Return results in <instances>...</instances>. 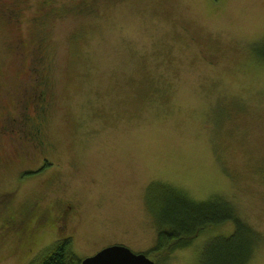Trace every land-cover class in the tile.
Segmentation results:
<instances>
[{
    "label": "rangeland",
    "instance_id": "374dc122",
    "mask_svg": "<svg viewBox=\"0 0 264 264\" xmlns=\"http://www.w3.org/2000/svg\"><path fill=\"white\" fill-rule=\"evenodd\" d=\"M57 1L43 21L46 47L28 45L23 55L13 44L18 31L33 41L32 10L12 25L0 0L1 97L17 96L26 76L18 70L42 55L54 83L43 154L55 163L18 182L16 159L0 147V194L11 199L0 205V264H29L31 239L7 231L2 217L36 196L57 200L54 209L75 202L67 226L72 217L77 258L110 243L146 252L156 237L147 183L151 198L164 186L192 202H233L259 233L246 264H264V0ZM5 102L0 115L18 109ZM53 175L58 182L46 186ZM234 231L231 221L208 226L190 244L149 257L199 264L210 241ZM40 233L38 247L55 238V229Z\"/></svg>",
    "mask_w": 264,
    "mask_h": 264
},
{
    "label": "flooded vegetation",
    "instance_id": "af4514ba",
    "mask_svg": "<svg viewBox=\"0 0 264 264\" xmlns=\"http://www.w3.org/2000/svg\"><path fill=\"white\" fill-rule=\"evenodd\" d=\"M30 2H32L35 7L37 5L36 10H34L35 7L33 5L29 4ZM57 2V0H6L3 12L7 16L6 19L9 24L20 25L26 14V10H32L28 20L32 25L31 27L34 33L32 38L33 41L29 43L24 35L18 31L14 39L15 43L13 44L17 53L19 52L23 55L29 54L23 51L28 45L32 46L33 52L37 49H41L43 46V49L46 47L44 44L47 38L43 35V21L54 13ZM60 8L61 6L58 5L57 9L59 10ZM28 60L31 59L28 58ZM42 64L45 65L44 60ZM26 71L28 73L24 74L26 75L25 77L31 73V68L26 67ZM0 73H2L1 70ZM25 77L21 78V82L15 84L16 88L12 90L17 96L9 99L1 97L5 94H0V102H2V100H6L5 103L13 101V104L18 106L15 112L13 110H3L4 116L3 114L0 115V147L6 148V150L11 152L9 156H12V159H16V163L20 168L19 174L15 177L18 182H22L24 179L30 177H35L38 173L43 176V174L55 164L51 157L43 154L45 153V147L47 145L45 131L49 123L50 111L54 103L52 95L54 83L48 71L39 74L38 83L26 84L27 79L24 80ZM20 93L24 96L21 97ZM3 106L8 108V105L3 104ZM5 137L7 140H4ZM19 137L24 139L25 144L20 141ZM17 139L24 144L22 150L17 145ZM37 160L40 164L33 165ZM32 170L34 171L32 172ZM9 179L10 177H7V180ZM49 179L50 180L45 184L46 186H53L58 182L56 175L49 177ZM148 187L149 183L144 187L145 201ZM42 197L43 196H36L29 201H27V199L26 201L28 204L21 207L16 213H6L2 217L3 227L7 231H17L23 237H27L35 242V244H32L30 240L24 239V246L32 251V254H28L27 256V258H29L28 261L35 260L37 257L36 255L41 253L48 245L51 246L48 254H55L65 245H68L71 251L75 253L74 228L72 232H68L70 229L69 225L73 227L72 217L69 218V224L67 226V218L69 215H73V213L76 212L75 202L69 199L57 204L56 209H54L53 203L56 204L57 200H52L48 202V204H45ZM10 200L9 193L4 192L0 194V205L2 207L3 204L8 201L10 202ZM8 208H10V205L4 208V210ZM4 217L6 218L5 225L3 222ZM57 221L59 222L57 223ZM30 224L34 232L28 231L31 229H27V226ZM54 229L55 238L51 242H43L39 247L36 238H31L34 235L41 237L40 232L42 230L52 232ZM111 244L116 243H110L109 245ZM34 245H37L38 248L33 249Z\"/></svg>",
    "mask_w": 264,
    "mask_h": 264
},
{
    "label": "trees",
    "instance_id": "16d2710c",
    "mask_svg": "<svg viewBox=\"0 0 264 264\" xmlns=\"http://www.w3.org/2000/svg\"><path fill=\"white\" fill-rule=\"evenodd\" d=\"M32 62L34 68L25 77L26 84L38 83L39 74L50 69L49 66L42 64V55L34 56ZM49 76L51 77L50 73ZM20 95L24 96L21 93ZM20 141L25 144L23 138H20ZM24 144L17 139V145L21 150ZM151 186L153 184L150 183L149 187ZM160 186H157L154 191L162 188ZM149 187V192L146 194V205L153 215L156 237L154 245L145 253L149 255L163 249L170 252L176 247L190 244L193 238L205 231L208 226L231 221L234 223V233L228 237H216L210 241L203 250L199 264H246L252 257L259 233L240 216L233 202L221 196L201 202H192L186 197L174 194L164 186L161 192L164 195L159 193L154 195L155 198H151ZM81 260L76 257L68 245H65L55 254L44 253L43 256L33 261L27 260V262H30L29 264H80Z\"/></svg>",
    "mask_w": 264,
    "mask_h": 264
},
{
    "label": "water",
    "instance_id": "95a60500",
    "mask_svg": "<svg viewBox=\"0 0 264 264\" xmlns=\"http://www.w3.org/2000/svg\"><path fill=\"white\" fill-rule=\"evenodd\" d=\"M81 264H157L145 252H136L125 244L105 246L82 259Z\"/></svg>",
    "mask_w": 264,
    "mask_h": 264
},
{
    "label": "bare ground",
    "instance_id": "6f19581e",
    "mask_svg": "<svg viewBox=\"0 0 264 264\" xmlns=\"http://www.w3.org/2000/svg\"><path fill=\"white\" fill-rule=\"evenodd\" d=\"M23 58H25V56H23ZM32 61H33V60H32ZM23 67H24V66H22V67L18 70V72H23L22 75L28 73V72L25 70V68H23ZM30 68H31V69L33 68V62L31 63ZM35 68H37V66H36ZM6 89H7V88H6Z\"/></svg>",
    "mask_w": 264,
    "mask_h": 264
}]
</instances>
